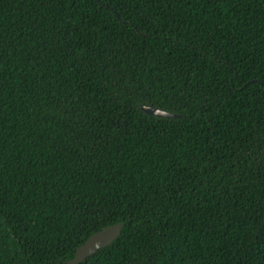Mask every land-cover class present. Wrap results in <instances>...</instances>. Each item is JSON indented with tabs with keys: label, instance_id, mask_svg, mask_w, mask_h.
Here are the masks:
<instances>
[{
	"label": "trees",
	"instance_id": "trees-1",
	"mask_svg": "<svg viewBox=\"0 0 264 264\" xmlns=\"http://www.w3.org/2000/svg\"><path fill=\"white\" fill-rule=\"evenodd\" d=\"M120 222L78 264H264V0H0V264Z\"/></svg>",
	"mask_w": 264,
	"mask_h": 264
},
{
	"label": "water",
	"instance_id": "water-1",
	"mask_svg": "<svg viewBox=\"0 0 264 264\" xmlns=\"http://www.w3.org/2000/svg\"><path fill=\"white\" fill-rule=\"evenodd\" d=\"M141 108L148 114H154L157 116L164 117H178L179 115L167 110H164L160 107H155L150 104H142ZM124 226V222H120L114 225H109L106 228L95 232L92 234L84 244L80 245L77 250L75 257L69 261V264H78L83 261L86 257L94 254L101 247L107 246L112 243L114 239H116L122 227Z\"/></svg>",
	"mask_w": 264,
	"mask_h": 264
}]
</instances>
